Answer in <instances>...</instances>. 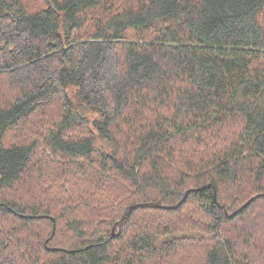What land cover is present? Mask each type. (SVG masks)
Masks as SVG:
<instances>
[{"label": "trees", "instance_id": "16d2710c", "mask_svg": "<svg viewBox=\"0 0 264 264\" xmlns=\"http://www.w3.org/2000/svg\"><path fill=\"white\" fill-rule=\"evenodd\" d=\"M0 264H264V0H0Z\"/></svg>", "mask_w": 264, "mask_h": 264}, {"label": "water", "instance_id": "95a60500", "mask_svg": "<svg viewBox=\"0 0 264 264\" xmlns=\"http://www.w3.org/2000/svg\"><path fill=\"white\" fill-rule=\"evenodd\" d=\"M189 192L187 193V195L185 196V198L177 205L174 207H161V208H167V209H174V208H178L181 204H183L185 202V200L187 199ZM253 200L251 199L244 207H247ZM113 235H114V231H113Z\"/></svg>", "mask_w": 264, "mask_h": 264}]
</instances>
